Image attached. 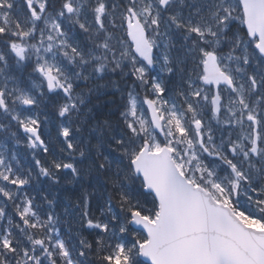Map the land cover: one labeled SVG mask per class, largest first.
<instances>
[{
	"label": "snow or ice",
	"instance_id": "snow-or-ice-1",
	"mask_svg": "<svg viewBox=\"0 0 264 264\" xmlns=\"http://www.w3.org/2000/svg\"><path fill=\"white\" fill-rule=\"evenodd\" d=\"M0 264H264V0H0Z\"/></svg>",
	"mask_w": 264,
	"mask_h": 264
},
{
	"label": "trees",
	"instance_id": "trees-1",
	"mask_svg": "<svg viewBox=\"0 0 264 264\" xmlns=\"http://www.w3.org/2000/svg\"><path fill=\"white\" fill-rule=\"evenodd\" d=\"M117 79H118V77H117ZM128 83L130 84L131 81H128ZM105 91L108 93V95L105 96V97H102V99L105 100V101H114V103L109 104L107 108H101L100 109V111L102 113L101 119L111 118V119L114 120L116 117L115 116H111L110 117L108 115V113H109V111L115 112L117 107L122 103V101H121V92H118V91H116L113 88L106 89ZM125 91H126V89H125ZM117 115H118V113H117ZM21 149H23V146H21ZM69 177L70 176L65 175V173H61V180H63V181L61 182L60 185L55 186V188L57 187V188L60 189L59 191L55 192L57 195H63L66 188H72L73 187L72 185L64 184L65 179H67ZM42 190H43L44 193L46 191H50L48 182L45 183V184L39 183L38 185L37 184H33L32 189H31V191H33L34 194L37 195V198H38L37 202L41 203V204H43V203H42V201L39 200V195L41 194ZM49 197H50V199L52 198L51 195H49Z\"/></svg>",
	"mask_w": 264,
	"mask_h": 264
},
{
	"label": "bare ground",
	"instance_id": "bare-ground-1",
	"mask_svg": "<svg viewBox=\"0 0 264 264\" xmlns=\"http://www.w3.org/2000/svg\"><path fill=\"white\" fill-rule=\"evenodd\" d=\"M49 190H50L51 192H54V193H55V192L59 191L60 189L57 188V187H56V188L54 187V188L49 189ZM41 193H44L43 190L41 191ZM49 199H50V197H49ZM42 203H43V202H42Z\"/></svg>",
	"mask_w": 264,
	"mask_h": 264
},
{
	"label": "water",
	"instance_id": "water-1",
	"mask_svg": "<svg viewBox=\"0 0 264 264\" xmlns=\"http://www.w3.org/2000/svg\"><path fill=\"white\" fill-rule=\"evenodd\" d=\"M142 259H144V258H142Z\"/></svg>",
	"mask_w": 264,
	"mask_h": 264
}]
</instances>
